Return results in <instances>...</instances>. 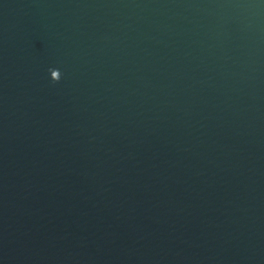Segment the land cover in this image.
Segmentation results:
<instances>
[{
    "label": "water",
    "instance_id": "95a60500",
    "mask_svg": "<svg viewBox=\"0 0 264 264\" xmlns=\"http://www.w3.org/2000/svg\"><path fill=\"white\" fill-rule=\"evenodd\" d=\"M0 264H264V0H0Z\"/></svg>",
    "mask_w": 264,
    "mask_h": 264
},
{
    "label": "clouds",
    "instance_id": "9594fccd",
    "mask_svg": "<svg viewBox=\"0 0 264 264\" xmlns=\"http://www.w3.org/2000/svg\"><path fill=\"white\" fill-rule=\"evenodd\" d=\"M51 70H52V69H50L49 71L51 72ZM61 76H62V73H61V71H60V76H59V77H57V78H55V79H53L52 77H51V78H52V80L58 82V81L61 79Z\"/></svg>",
    "mask_w": 264,
    "mask_h": 264
}]
</instances>
